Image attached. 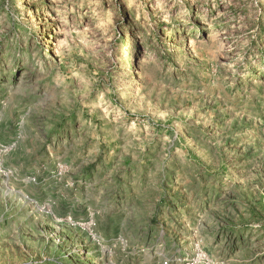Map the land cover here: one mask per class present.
I'll list each match as a JSON object with an SVG mask.
<instances>
[{"label":"rangeland","instance_id":"obj_1","mask_svg":"<svg viewBox=\"0 0 264 264\" xmlns=\"http://www.w3.org/2000/svg\"><path fill=\"white\" fill-rule=\"evenodd\" d=\"M0 264H264V0H0Z\"/></svg>","mask_w":264,"mask_h":264},{"label":"bare ground","instance_id":"obj_2","mask_svg":"<svg viewBox=\"0 0 264 264\" xmlns=\"http://www.w3.org/2000/svg\"><path fill=\"white\" fill-rule=\"evenodd\" d=\"M129 37H132V38H134L132 35H129ZM132 38H130V39H132ZM46 52V51H45ZM131 55V54H130ZM130 58V57H129ZM130 69V68H129Z\"/></svg>","mask_w":264,"mask_h":264},{"label":"trees","instance_id":"obj_3","mask_svg":"<svg viewBox=\"0 0 264 264\" xmlns=\"http://www.w3.org/2000/svg\"><path fill=\"white\" fill-rule=\"evenodd\" d=\"M130 47H131V49L133 48V44L132 43L130 44Z\"/></svg>","mask_w":264,"mask_h":264}]
</instances>
